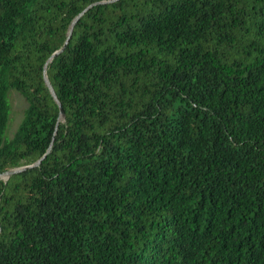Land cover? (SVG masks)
<instances>
[{
  "label": "trees",
  "instance_id": "16d2710c",
  "mask_svg": "<svg viewBox=\"0 0 264 264\" xmlns=\"http://www.w3.org/2000/svg\"><path fill=\"white\" fill-rule=\"evenodd\" d=\"M0 264H264V0H0Z\"/></svg>",
  "mask_w": 264,
  "mask_h": 264
},
{
  "label": "rangeland",
  "instance_id": "374dc122",
  "mask_svg": "<svg viewBox=\"0 0 264 264\" xmlns=\"http://www.w3.org/2000/svg\"><path fill=\"white\" fill-rule=\"evenodd\" d=\"M8 102V117L6 121L4 135L10 137L20 121L26 101L23 96L14 88H9L6 92Z\"/></svg>",
  "mask_w": 264,
  "mask_h": 264
},
{
  "label": "water",
  "instance_id": "95a60500",
  "mask_svg": "<svg viewBox=\"0 0 264 264\" xmlns=\"http://www.w3.org/2000/svg\"><path fill=\"white\" fill-rule=\"evenodd\" d=\"M66 40H67V38L65 39V41H64V43L62 44V46L60 47V49L64 46ZM55 52H56V51H55ZM55 52H54V53H55ZM44 80H45L46 85L49 87V90H50V92H51V95L54 97L53 92L51 91L50 85H49V83H48V81H47V79H46L45 77H44ZM59 112L62 113L61 108H59ZM37 162H38V160H37L36 162H33L32 165L36 164ZM24 167H25V166H23V167H19V168H15V169H9V170H6V171L4 172V174L8 175V174H10L11 172L19 171V170L23 169Z\"/></svg>",
  "mask_w": 264,
  "mask_h": 264
}]
</instances>
